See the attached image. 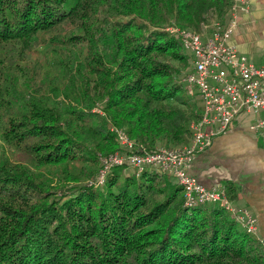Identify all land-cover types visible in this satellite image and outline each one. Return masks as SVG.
<instances>
[{"label": "trees", "instance_id": "obj_1", "mask_svg": "<svg viewBox=\"0 0 264 264\" xmlns=\"http://www.w3.org/2000/svg\"><path fill=\"white\" fill-rule=\"evenodd\" d=\"M230 2L0 0V264H264L256 233L217 202L185 204L158 166L124 163L88 181L112 152L188 143L202 104L186 88L192 54L168 27L210 31L207 14L225 24ZM11 45L38 50L35 61L62 52L59 67L6 64Z\"/></svg>", "mask_w": 264, "mask_h": 264}, {"label": "built area", "instance_id": "obj_2", "mask_svg": "<svg viewBox=\"0 0 264 264\" xmlns=\"http://www.w3.org/2000/svg\"><path fill=\"white\" fill-rule=\"evenodd\" d=\"M230 1V19L225 24L213 21L210 31L168 27L180 34L184 46L192 54V66L185 76L186 88L188 94L197 93L202 100L200 116L191 123L188 143L160 145L155 150L112 152L102 158L96 181L104 182L116 165L129 163L139 171L155 165L177 178L183 187L185 204L217 202L231 211L248 231L255 233V217L245 208H234L221 184L207 187L188 172V166L196 155L208 147L215 136L225 131L240 112L258 113L250 127L264 139V63H253L229 42L238 9H249L248 0ZM114 129L120 144L134 148L133 140L123 128Z\"/></svg>", "mask_w": 264, "mask_h": 264}, {"label": "crops", "instance_id": "obj_3", "mask_svg": "<svg viewBox=\"0 0 264 264\" xmlns=\"http://www.w3.org/2000/svg\"><path fill=\"white\" fill-rule=\"evenodd\" d=\"M238 9L229 42L255 64L264 63V0H248ZM258 113L242 112L215 136L188 166L205 186L221 184L236 209L256 219V235L264 241V139L250 125Z\"/></svg>", "mask_w": 264, "mask_h": 264}, {"label": "rangeland", "instance_id": "obj_4", "mask_svg": "<svg viewBox=\"0 0 264 264\" xmlns=\"http://www.w3.org/2000/svg\"><path fill=\"white\" fill-rule=\"evenodd\" d=\"M217 18L215 17V14L214 13H208L207 14V24L209 23H212L213 21H215ZM206 25V24H204ZM202 26L199 30L197 31H201V30H205L207 31L208 29V25L206 26ZM0 53H1V49H0ZM23 53H26V54H23ZM62 53V52H61ZM59 52H55V51H48L47 53V57L45 56V54H42L40 57H38V61H35L36 59V56L39 54L38 50H33V51H23L21 50V47H17V46H12L9 48V51L7 53V55L5 56V60H4V63L6 64H11L13 66H15L16 63H21V64H25V68H28L30 70V72H32V69L34 67V65L36 63H40L43 67L42 70H44L45 67H49L50 65L54 64L56 65L55 67H59V65L55 64V60L59 58V55L61 54ZM1 68V66H0ZM27 70V69H26ZM0 73H1V70H0ZM17 69H14L11 73V82H9V87H13V84H14V81L17 77ZM29 74V73H28ZM58 75V78L59 80L62 82V83H65L67 82V80H63V73L61 72H58L57 73ZM26 80V77L23 78V81ZM7 85V86H8ZM4 87V78H1V74H0V110H1V97H2V89ZM61 94L58 96L60 97ZM201 101V104H202V100L200 99ZM101 108H98L96 107L95 110H100ZM3 113H7V110L6 109H3L1 110V115ZM242 113V112H240ZM239 113V114H240ZM2 125L3 123H1V120H0V131H2ZM1 138V137H0ZM5 144L6 145V142H4L2 139L0 141V144ZM16 152L18 155H20L19 159H24L22 160L24 162V164L28 165L29 167L33 168V169H36L35 165L31 162H29V158L23 154H21L20 152L17 151V148L15 146H7V153L9 155H13V153ZM82 163L81 162H73L71 167H70V171L71 173H76V172H79L81 169H82ZM38 171V170H37ZM42 173L45 174V177L46 178H53L55 177V170L53 167H50V168H47V169H41L40 170ZM97 175L96 174L95 176L91 177L88 181L91 183V182H97L96 179H97ZM96 177V178H95Z\"/></svg>", "mask_w": 264, "mask_h": 264}]
</instances>
